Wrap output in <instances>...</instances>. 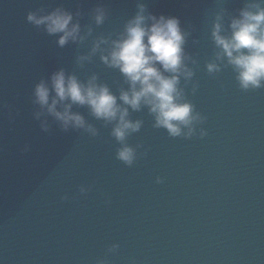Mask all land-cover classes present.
<instances>
[{
    "label": "water",
    "instance_id": "water-1",
    "mask_svg": "<svg viewBox=\"0 0 264 264\" xmlns=\"http://www.w3.org/2000/svg\"><path fill=\"white\" fill-rule=\"evenodd\" d=\"M253 2L0 0V264H264V88L242 90L211 39L218 14L230 34L231 18ZM138 3L146 15L180 20L193 76L178 87L203 122L190 138H174L154 127L147 107L129 108L128 118L142 127L126 141L136 150L128 167L116 159L114 124L73 105L97 135L65 132L51 116L35 119L32 92L60 69L85 84L95 75L117 98L128 91L101 52L82 65L78 57L101 37L109 41L101 48L110 49ZM58 7L73 14L82 34L92 29L83 44L61 48L58 36L27 22L29 12ZM97 7L106 12L100 26ZM210 63L220 70L209 73ZM112 245H119L114 253Z\"/></svg>",
    "mask_w": 264,
    "mask_h": 264
},
{
    "label": "clouds",
    "instance_id": "clouds-1",
    "mask_svg": "<svg viewBox=\"0 0 264 264\" xmlns=\"http://www.w3.org/2000/svg\"><path fill=\"white\" fill-rule=\"evenodd\" d=\"M262 5L264 0H256L247 4L238 18H231L228 26L230 34H225L222 15L218 14L212 24L211 39L218 49L216 59L227 60L236 74L239 87L244 91L264 88ZM137 8L136 15L126 23L120 38L111 41L110 49L101 48L102 44H109L101 37L94 41L88 56L78 57V63L82 65L101 52V61L119 70L129 84L128 91L122 90L117 98L106 85L97 83L95 75L85 84L75 75L60 69L52 73L50 80H40L32 92V102L40 109L34 114L35 119L51 116L65 132L70 128L83 129L93 137L97 135V130L87 124L81 114L72 111L73 105L87 106L97 120L114 124L111 135L120 145L116 150V159L128 167L136 160V150L126 141L142 127V121L128 118L129 108L140 111L142 107H147L155 118L154 127L167 130L174 138H190L195 131L194 125L203 122V118L194 113L193 105L184 101L182 90L178 87L181 77L190 80L193 76L184 63L186 33L181 29L180 20L174 16L146 15L143 3H138ZM42 12L43 9L29 12L27 22L37 29L42 28L49 36H58L57 44L61 48L70 42L83 44L92 34L91 28L82 34L78 20L74 22L73 14L63 8L58 7L47 14H40ZM93 19L97 26L102 25L106 19L105 10L97 7ZM105 51L106 55L103 54ZM207 70L214 73L220 68L218 64L210 63ZM40 128L42 132L49 131L47 120L41 121ZM206 134L201 130V137ZM156 182L162 181L157 177ZM79 191L81 195H86L88 189L81 186ZM118 247L112 245L108 251L114 253ZM98 264H106V261H99Z\"/></svg>",
    "mask_w": 264,
    "mask_h": 264
}]
</instances>
